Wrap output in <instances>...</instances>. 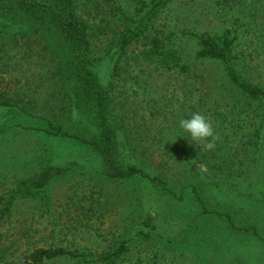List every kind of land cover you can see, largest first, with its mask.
Instances as JSON below:
<instances>
[{
    "label": "rangeland",
    "instance_id": "obj_1",
    "mask_svg": "<svg viewBox=\"0 0 264 264\" xmlns=\"http://www.w3.org/2000/svg\"><path fill=\"white\" fill-rule=\"evenodd\" d=\"M142 1L150 0H73L90 33L93 70L123 118L128 160L162 175L170 187L179 176L185 185L181 170L188 163L207 165L201 186L208 207L253 230H232L223 215L199 214L190 193L178 201L158 200L145 181L108 179L82 144L41 131L51 119L82 132L85 118L72 108L45 39L0 19V96L13 104L0 106V263L21 262L32 249L50 246L94 257L131 238L111 264H264V114L239 119L243 103L225 89L218 95L220 65L193 58L194 36L227 31L234 36L238 74L264 89V0H167L145 21V31L119 50L118 36L137 22ZM111 3L120 9L112 10ZM153 35L181 52L186 72L163 70L143 57ZM199 93L208 96L196 102ZM194 100V110L181 105ZM189 112L204 114L220 136L214 149L199 147L202 154L191 159V139L179 128ZM246 121L262 122L260 147L240 146L251 129ZM48 165L65 171L29 190L27 182ZM212 178L222 180L225 192L217 191ZM145 218L154 226L149 236L133 237ZM76 262L58 256L42 264Z\"/></svg>",
    "mask_w": 264,
    "mask_h": 264
},
{
    "label": "trees",
    "instance_id": "obj_2",
    "mask_svg": "<svg viewBox=\"0 0 264 264\" xmlns=\"http://www.w3.org/2000/svg\"><path fill=\"white\" fill-rule=\"evenodd\" d=\"M166 1L150 0L148 4L142 1V13L139 12L137 22L132 26L129 27L128 24L124 26V33L118 36L117 48L123 50L132 37H136L142 31H145V21H148L151 15L164 5ZM111 6L113 7L112 10L120 9L115 3H111ZM135 12L138 14L137 8H135ZM0 19L10 23L22 24L45 39L46 48L57 56L58 73L61 80L67 84V92L72 108L76 113L81 114L82 118H85V127H82V132L64 130L57 121L51 119H45L46 126L40 128L41 131L51 136L68 138L82 144L85 149L89 150L97 158L100 164V174L108 179H137L145 181L157 196H161L158 200L164 198L178 201L183 199L184 195L190 193L198 204L199 214L223 215L232 230H253V227L244 228L234 224L228 213H224L216 207H208L206 194L202 192L204 189L201 186V181L203 180L201 174H206L207 165L202 163L193 166L188 163V166L181 170V174L187 180L185 185L179 183L181 182L179 176L176 178L177 182L173 183V187H170L169 181L164 179L162 175L150 173L140 163L128 160L131 154L126 147H130L131 144L123 141V118L115 113L108 92L93 70L89 58L90 33L86 22L75 15L73 0H0ZM194 41V59L215 62L220 65L223 80L217 84L218 95L224 94L225 89L243 103L241 105L243 117H239V119L242 118L241 120L245 121L244 116H262L264 114V89L259 85L242 79L238 74L233 64L235 59L232 52L234 36H230L227 31L217 37L200 34L194 36ZM166 42H162L160 38L153 35L149 41V48L142 52L143 57L147 60H152L163 70L169 71L177 68V72H186L187 65L181 62V52L168 46ZM197 76L201 75L198 74ZM194 88L195 86L192 87V89ZM195 89L197 90V88ZM183 96L186 99L188 95L183 94ZM207 96L199 93L196 102L203 101L201 99H206L205 97ZM192 103L191 107L185 102L181 105H186L191 110H194L196 106L195 100ZM12 105L9 99L0 96V106ZM246 106L251 107L249 109L250 112L246 109ZM239 108L240 106L238 105L237 109ZM188 114L191 115L190 112ZM247 123L246 128L251 129L247 132L244 140H239L240 146L260 147L261 141H259L258 132L262 128V122L254 124L248 121ZM237 126H243L240 124V120ZM201 145H203L201 142L191 140L188 142L186 150L189 159L202 154L199 147L205 146ZM203 153H206V151ZM160 166L161 164L153 165L154 168ZM64 171L65 168L63 167L48 165L34 179L28 181L26 187L29 190L40 189L54 175ZM214 171L218 172L216 168ZM207 173H209V170ZM221 181L212 178L217 191L225 192L224 189L220 188ZM140 226L133 234V237L149 236V229L154 228L146 218L141 222ZM130 239H123L110 251L94 257H87L83 253L61 246L36 247L25 255L21 262L4 260L0 264H42L44 260L58 256L74 258L77 260L76 264H93L96 262L111 264L114 259L118 258L126 250Z\"/></svg>",
    "mask_w": 264,
    "mask_h": 264
},
{
    "label": "clouds",
    "instance_id": "obj_3",
    "mask_svg": "<svg viewBox=\"0 0 264 264\" xmlns=\"http://www.w3.org/2000/svg\"><path fill=\"white\" fill-rule=\"evenodd\" d=\"M179 128L188 133L191 141L205 142L209 150L215 148V142L220 139L212 121L200 112L192 113L188 118L179 120Z\"/></svg>",
    "mask_w": 264,
    "mask_h": 264
}]
</instances>
